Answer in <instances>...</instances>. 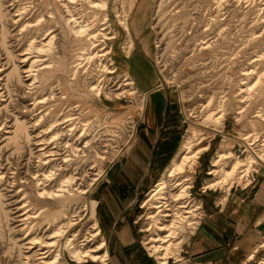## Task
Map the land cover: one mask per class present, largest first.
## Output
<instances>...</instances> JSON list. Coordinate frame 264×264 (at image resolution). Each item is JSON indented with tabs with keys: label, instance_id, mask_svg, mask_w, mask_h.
Here are the masks:
<instances>
[{
	"label": "rangeland",
	"instance_id": "374dc122",
	"mask_svg": "<svg viewBox=\"0 0 264 264\" xmlns=\"http://www.w3.org/2000/svg\"><path fill=\"white\" fill-rule=\"evenodd\" d=\"M10 1L1 0L8 38L5 45L0 23V65H4L3 69L0 68V85L5 89L1 90L4 96L0 100V118L8 122L6 128L18 119L25 124L28 133H32L31 126L43 117L36 134L43 132L41 139L49 142L48 150L56 152L52 157L55 159L53 164L62 166L66 156L72 160L68 171H58L57 174L76 175L80 180L67 198L59 199L37 198L36 186L29 182L23 183L26 184L24 188L18 183L8 189L6 179L0 183V206L3 209L0 210V264H23L26 261L23 254L28 229L21 230L17 222L24 213L18 210L23 201L29 202L28 210L35 213L34 217L38 216L32 225L52 219L57 227L62 226L70 237H74L77 246L83 245L84 239L95 232L94 221L97 222L101 235L89 247L108 242L106 261L77 263L68 251L63 250L61 261L65 264H142V254L153 264H161L148 245L150 239L160 233L157 221L152 219L156 211L145 204L190 134L205 139L195 148L208 147V150L200 155L191 174L188 200L194 211L189 220L194 223L193 227H184L175 242V245L181 243L178 257L171 258L168 264L196 263L192 256L193 236L216 211L217 198L222 199L233 189L254 191L264 179V0H109L107 16L97 24L99 37L95 44L92 40L75 39L70 34L65 22L67 13L58 8L55 0H16L14 6ZM17 4L32 12L24 23L40 16L47 19L49 12L54 13L59 23L60 36L55 43V48L58 46L60 50L56 55L57 71L35 73L34 88L25 85V74L14 71V63L21 66L19 56L27 46L25 40H16V37L24 39V33L20 35L24 23L14 26L11 22ZM77 10L84 16L86 13L88 18L92 15L90 9L78 6ZM124 22H127L129 31L122 25ZM130 42L133 43L132 49ZM94 47L100 56L107 52L108 55L86 60L88 56L84 54ZM142 47L149 54L150 75L135 82L128 70L130 59L126 57L131 56L134 48ZM6 49L16 59L8 56ZM44 57L43 61H52L49 56ZM144 82L161 85L164 98L169 104H175L179 119L178 146L169 162L162 170L155 171L141 190V213L134 223L132 240L135 243L130 245L134 249L126 250L121 245L126 244L124 238L121 240L123 236L108 235L103 231L92 192L102 179L109 178V172L133 149L138 133L147 124L150 106L154 104L151 97L138 89ZM124 92L125 95L119 96ZM35 102L41 104L30 113ZM68 125L71 127H66ZM52 126L61 129L55 141H52ZM84 130L91 146L85 148L84 153L74 154L67 143L79 144L78 139ZM8 131L0 132V172L9 170L23 182L31 172L39 170L35 154L40 150L33 143H26L25 137L18 142L10 140ZM258 135L260 138L255 143L253 140ZM55 146L56 150L53 149ZM221 153L230 158L220 164L219 174L214 175V161ZM236 165L238 169L233 176L224 179L222 172H230ZM58 169L56 166L55 170ZM99 172L102 174L97 175ZM94 178L99 179L94 181ZM219 181L223 183L208 188ZM23 190L27 194L26 200H23L24 193L20 192ZM263 244L264 239L261 247ZM262 250L257 259L249 263L248 257L255 256L254 252L241 257L227 255L226 264H262Z\"/></svg>",
	"mask_w": 264,
	"mask_h": 264
},
{
	"label": "bare ground",
	"instance_id": "6f19581e",
	"mask_svg": "<svg viewBox=\"0 0 264 264\" xmlns=\"http://www.w3.org/2000/svg\"><path fill=\"white\" fill-rule=\"evenodd\" d=\"M55 1L58 3V8L64 9L67 13L68 17L65 18V22L69 27L70 34L74 36L75 39H87L90 41L92 40L95 44L96 40H98L99 37V34H97L98 31L96 29L97 24L102 19V17L104 18L107 16L106 13L108 10L109 0ZM10 2L12 3V6L16 4V0H11ZM21 6L22 5L19 6L17 4V6L15 7V11L11 19L12 25L14 26L23 24L26 18L32 15V12L28 7ZM78 6H80L81 8L90 9L92 13V15L90 14L91 17H86V13L85 16L80 14L77 10ZM49 15V18L47 19H45L43 16H40L35 21H27L26 23H24L23 29L20 30V35H22V33H24L23 35H25L24 39H22L23 37H16V40H25L27 46L19 56L20 58L18 61L21 66H19L17 62L14 63V71H21L22 74H25V85L29 88L35 87L37 77L35 73L51 74L57 71L55 66V64L58 63L56 55L60 53V50L58 46L55 48V43L60 36V28L56 17H54V13L49 12ZM91 18H93V21H90ZM0 23L1 38L4 41L3 43L6 45L5 42L8 38V28L6 27L7 22L5 19V15L2 13L1 0ZM122 25H124L125 29L129 31L127 22L122 23ZM105 36L106 35H104V37ZM39 39L41 40L39 41ZM95 47L89 53L84 54L88 56L86 60L88 59L92 61L93 59H100L108 55L107 52L104 55L100 56V52L96 51ZM129 47L130 49H132V42H130ZM6 52L7 55L10 56L13 60L16 59V57H14L15 55L11 51L6 49ZM44 56H49L52 61H43L42 58ZM0 68L3 69L4 65H0ZM57 69H59V67ZM104 70L107 72L109 71L106 65H104ZM0 87H2V85H0ZM1 90L4 91V87H2V89L0 88V100L4 96V92L2 93ZM125 94L126 93L124 92L119 96H123ZM39 104L41 103L35 102L34 104H32L30 113L33 111L35 112ZM42 119L43 117H41L39 121L32 125L30 128L32 130V133H30V131L28 133L27 128L24 126L25 124L18 121V119L14 124H12V126L6 128L8 122L0 118V132L4 131L5 129H9L10 131H8L7 134L11 135V137L9 138L10 140H15L18 142L20 138L25 137L26 143H33L36 149L40 150L35 154V158L38 160V167H40L38 171L31 172V176H27L26 179H24V181L22 182V180L17 179L18 176H15V174H11L9 170H6L5 172H0V183H3L5 181L4 179H6L5 185L8 189V187L14 188L16 185H18V183L21 184L24 188V185L29 182L30 184H34L36 186L37 198L39 199L65 198L74 186H78V180H80V178H78L76 175H69L68 173L57 174L58 171H68L72 167V160L69 158V156H66L64 157V164L62 166L53 164V161L55 159H53L52 157L55 156L56 152L54 150H48L49 142L46 139H41L42 137H44L43 132L36 134L42 126ZM56 123H58V121H56ZM66 127H71V125H68ZM51 128H54V126H52ZM56 128L58 127L56 126L53 129L54 137L52 135V141L57 140V138L59 137V132L61 131V129L57 130ZM69 129V131H71V128ZM259 138L260 137L258 135L253 141L256 143ZM87 139L88 135L84 130V132L81 133L80 138L78 139V141H80L79 144L67 143V146L73 151L74 154H78L79 152H83L85 148H89L91 146V141ZM196 140L198 141L197 143L195 142ZM204 140V137H193L191 134L186 138L180 153H178L171 166L165 171L161 179L158 181L150 195V198L145 204V206H149L156 211V216H152V219L157 221V230L160 233L151 238L148 245L149 250L152 252V255L157 257L161 264H168L171 258L178 257V254L180 252L179 246L181 243L175 245L176 239L178 238L180 233L183 232L184 227H193L194 223H189V220L192 218L194 211L189 205L188 199L190 195L188 194V191L191 188V174L195 171L200 155L204 151L208 150V147H202L200 149L195 148V146L201 145ZM54 144L57 145L56 143ZM81 144H83L82 147ZM53 149L56 150L57 146L53 147ZM48 153L49 156H46ZM225 156H227V154L221 153L218 159L214 161V169L212 171V174H219L217 169L220 164L225 159L230 158V156ZM74 162L76 163V160ZM50 164H53V166H48ZM238 165L233 167L230 172L223 171L222 177H224V179H228L233 176L235 171L238 169ZM56 166L59 167L58 170H55ZM1 167L2 164H0V168ZM45 167L47 168L45 169ZM245 172L246 174L249 172V167ZM99 174L102 173L99 172L97 175ZM98 179L94 178V181H97ZM171 182H175L174 185H171ZM221 183H223V181L211 184L208 188H216L217 186L221 185ZM79 189L80 187H78V190ZM20 192L24 193L23 200H26L25 198L27 194L25 193V191L23 190ZM81 192H83L82 189ZM4 196L5 195H3V197ZM1 198L2 192L0 193V203ZM153 201H156V203H153ZM29 208L30 205L27 201H23V205L21 206V208H18V210H21L20 212L23 211L24 213H22V215L18 217L19 220L17 222L20 223V226L22 227L21 230L28 229L27 237L25 238V241L27 242L24 244V249L26 251L23 254L24 260L26 261H24L23 264H65L64 261V263L61 261L62 257H64L62 256L64 255L62 253L63 250L68 251L70 257L73 258L77 263H85L87 262V260H91L92 262H104L109 257V253L106 249V243L104 241H102L95 248L89 247V244L94 242V240H96L101 235L96 221H94L93 227V230H95V232L93 234L91 233L92 235L84 239L83 245L77 246L74 237H70L67 233L68 231L65 232L62 226L57 227L52 219H48L47 222L45 221L46 223L44 224H47V227L45 229V225L43 223L41 224L35 222V224L32 225L34 223L33 219L38 218V216L34 217L35 213H33L31 210H28ZM87 209H90V206H87ZM0 210H3L2 206H0ZM77 218L80 219V216H77ZM155 221H153V223ZM156 224H154V226ZM72 226L73 225H71V227ZM262 247H264V244ZM254 257V254L250 255L251 260ZM262 264H264V261L262 262Z\"/></svg>",
	"mask_w": 264,
	"mask_h": 264
},
{
	"label": "crops",
	"instance_id": "0c3cea01",
	"mask_svg": "<svg viewBox=\"0 0 264 264\" xmlns=\"http://www.w3.org/2000/svg\"><path fill=\"white\" fill-rule=\"evenodd\" d=\"M126 58L130 59L128 70L135 82L150 75L146 48H134L131 56ZM161 88L156 82L138 86L154 104L150 106L147 124L138 133L133 149L92 192L103 231L108 235L123 236L121 240L124 238L126 244L121 245L126 250L134 249L130 245L135 243L133 228L141 213L139 194L152 174L169 162L178 146L176 107L164 98ZM216 206L213 215L193 236L192 256L196 262L193 264H226L227 255L241 257L251 252L255 257L251 260L249 255L247 262L255 261L264 249L261 247L264 239V179L254 191L231 190L222 199L217 198ZM140 259L142 264H153L143 254Z\"/></svg>",
	"mask_w": 264,
	"mask_h": 264
}]
</instances>
